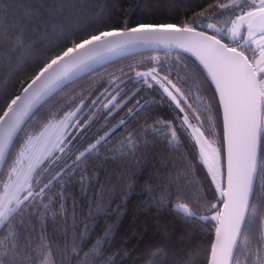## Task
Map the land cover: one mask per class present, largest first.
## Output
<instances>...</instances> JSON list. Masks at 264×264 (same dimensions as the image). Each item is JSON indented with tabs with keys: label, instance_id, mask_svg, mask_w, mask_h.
Wrapping results in <instances>:
<instances>
[{
	"label": "snow or ice",
	"instance_id": "1",
	"mask_svg": "<svg viewBox=\"0 0 264 264\" xmlns=\"http://www.w3.org/2000/svg\"><path fill=\"white\" fill-rule=\"evenodd\" d=\"M84 7L72 0L58 3L38 0L24 18L16 21L11 42L0 43V74L6 65L10 66L9 75L0 78V190L3 193L0 194V227L7 233L0 241V264H56L52 248L43 235L39 249L32 247L28 239L32 227H26L25 220L34 211L37 218L46 217L49 204L59 203L63 209L65 178L86 173L99 157L100 146L115 131V128L110 129L77 153L90 127H94V116L81 119L87 97L81 94L78 103L77 97H72L64 104L54 97L82 76L125 58L134 49L161 47L186 49L203 66L202 71L214 85V94H218V106H222L226 158L222 149L214 146L217 142L209 140L201 131L204 128L215 133L210 106L199 93L179 87L178 84L187 82L186 78L179 73L173 77V69H165L158 59L149 67L142 61L128 65L127 73L133 74L130 81L121 79L127 74L124 69L119 75H113L110 83L115 87L103 104L107 109L105 115H112L142 89L161 92L174 105L179 126L186 132L190 130L194 144L199 147V159L207 166L210 182L219 193L218 203L223 205L221 212L217 204H211L207 209L214 213L211 216L198 215L188 204L175 205L186 218L216 222L208 264H240V254L251 257L252 264H264V218L260 246L255 250H242L245 233L257 213L254 200L258 180L264 189L261 175L264 155L258 161L260 140L264 135V0L208 2L207 7L185 18L182 27L178 23L98 27L94 18L86 24L73 25L71 21ZM15 8V0L5 3L0 7V17H7ZM12 19L16 20L14 14ZM37 30L43 35L29 39V33ZM209 30L213 34L210 35ZM26 66L31 68V73L19 82V92H9L8 84ZM127 82L139 87L135 92L125 91L123 85ZM190 97L196 100V107L189 102ZM90 103L95 105L96 101ZM150 103L137 101L115 127L124 126ZM205 120L209 121L207 125ZM165 129L170 136L168 143H178L179 137L170 121H164L163 128L150 131L154 134ZM138 139L129 133L119 154L124 148L135 147ZM128 163L135 165L137 161L133 157ZM57 168L60 170L56 171ZM85 179L83 175L79 177L82 186ZM131 191L134 189L130 188ZM200 199L203 197L194 202ZM39 209L45 211L42 213ZM97 211L106 214L102 208ZM18 216L21 219L16 223ZM110 231L105 232L103 241L97 240L84 253L82 264H88V257L96 255L107 242ZM80 251L82 249L73 245L74 259H79ZM152 255L159 258L155 253ZM61 264H64L62 254ZM109 264L120 262L109 260Z\"/></svg>",
	"mask_w": 264,
	"mask_h": 264
},
{
	"label": "trees",
	"instance_id": "2",
	"mask_svg": "<svg viewBox=\"0 0 264 264\" xmlns=\"http://www.w3.org/2000/svg\"><path fill=\"white\" fill-rule=\"evenodd\" d=\"M38 0H15L16 8L7 17H0V43L11 42L17 28V22L24 18ZM52 3L59 0H40ZM73 3L84 5L79 15L71 23L86 24L93 18L96 25L105 24L118 27H135L141 23H178L183 25L193 11H200L207 7L208 2L215 0H72ZM226 3L227 0H219ZM13 0H0V7ZM15 15L16 20L12 19ZM204 30V29H201ZM210 33L211 30H209ZM43 35L37 30L29 33V39H36ZM227 42V41H226ZM158 59L165 69H173V77L177 73L186 78L187 82L178 84L182 89H190L192 93H199L204 103L210 106L216 135L203 128L207 137L216 141L217 147L222 149L225 156L223 135V119L221 107L218 106V96L214 94V86L202 66L190 55L178 51L140 52L131 54L123 59L98 68L76 80L75 83L61 91L54 100L64 104L72 97H87L86 107L91 105L84 117L94 116V127H90L87 138L76 150H83L87 143H91L98 136H103L110 129L115 131L99 148V157L92 162L86 173H77L66 177L62 188L65 193L63 209L59 203L49 204L46 217L37 218L35 211L25 220V226H31L32 232L28 239L34 249H39L40 237L51 246L56 264H61V254L64 264H82L84 253L88 252L97 240L103 241L104 234L111 229L106 243L95 256L88 257V264H109V260L120 264H208L209 245L214 240L215 221H199L186 218L175 208V204H188L198 215H213L207 209L211 204L218 203L219 193L210 182L207 166L199 159V151L189 131L179 126L176 119L177 112L174 105L164 98L158 90H141L135 97L117 109L112 115H105L107 109L103 104L107 102L109 93L115 85L110 81L113 75H119L124 69L127 73L128 65H136L141 61L146 67L152 66ZM142 70V69H138ZM10 66L0 74V78L7 77ZM31 73L30 67L17 73L8 84L9 92H19V82ZM132 73L121 76L130 81ZM119 83V81H117ZM139 85L127 82L123 89L135 92ZM131 96V92H129ZM150 101V105L139 112L134 119L129 118L124 126L116 128L118 121L124 118L129 108H133L137 101ZM190 103L196 107V100L190 97ZM57 104V107L60 106ZM199 110V109H198ZM83 111V112H84ZM83 117V118H84ZM82 118V119H83ZM203 119V117H202ZM170 121L176 129L179 142L168 143L170 139L165 129L163 132L151 133L152 128H163V122ZM209 121L205 120V125ZM75 131V130H73ZM132 134L139 138L133 148H124L120 153L121 144ZM75 143V141H74ZM264 155V135L260 157ZM135 158V165L129 164ZM71 165V160H67ZM63 167V165H61ZM60 169L57 168L56 171ZM71 170L70 167L68 169ZM83 175L85 183H79ZM264 176V172H261ZM175 185V186H172ZM59 188V185H56ZM130 188L134 191L130 192ZM257 213L252 225L245 233L243 249L255 250L260 246L262 218H264V189L260 181L255 186ZM187 193V195H184ZM198 197H203L195 203ZM102 208L106 214H98ZM117 208L119 210L117 211ZM38 211L44 212V209ZM21 217H17L16 223ZM6 230L0 227V241L4 239ZM83 237V238H81ZM75 245L79 252V259H74L71 248ZM67 248V251L65 249ZM28 251V249H24ZM157 254L159 258L152 254ZM240 264H252V258L238 256Z\"/></svg>",
	"mask_w": 264,
	"mask_h": 264
},
{
	"label": "water",
	"instance_id": "3",
	"mask_svg": "<svg viewBox=\"0 0 264 264\" xmlns=\"http://www.w3.org/2000/svg\"><path fill=\"white\" fill-rule=\"evenodd\" d=\"M182 27V26H181ZM201 30V29H200ZM203 31V30H201ZM209 34H213V33H210ZM149 51H152V52H159V51H178V52H184L188 55H190L191 57H193L198 63H199V60L193 55V53L191 52H188L186 49H179V48H172V49H165V48H158V49H151V48H143V49H134L132 50L130 53L127 54L128 55H131V54H136V53H140V52H149ZM200 64V63H199ZM202 66V65H201ZM203 67V66H202ZM210 79V78H209ZM214 86V85H213ZM218 96V94H217ZM219 99V97H218ZM92 105V104H91ZM90 106H88V108L81 114V119L85 116V114L87 113V111L90 109ZM221 107V112H222V106ZM222 119H223V116H222ZM74 129H71L70 131H73ZM263 136V135H262ZM262 136H261V140H260V148L258 149V161L260 159V153H261V146H262ZM224 145H225V158H226V140L224 138ZM256 186V185H255ZM220 211L223 212L224 209H223V205H221V208H220ZM217 227V226H216ZM215 239V237H214Z\"/></svg>",
	"mask_w": 264,
	"mask_h": 264
},
{
	"label": "rangeland",
	"instance_id": "4",
	"mask_svg": "<svg viewBox=\"0 0 264 264\" xmlns=\"http://www.w3.org/2000/svg\"><path fill=\"white\" fill-rule=\"evenodd\" d=\"M214 22V21H213ZM193 123H195V121H193ZM199 127V126H198ZM71 130V129H70ZM201 131H204L203 130V128L201 129ZM189 132H190V130H189ZM191 133V132H190ZM204 134H205V132H204ZM205 136L207 137V135L205 134ZM193 137V136H192ZM209 140H211L209 137H207ZM197 146V148H198V151H199V147H198V145H196ZM215 147H217V145L215 144L214 145ZM0 194H3L2 193V190H0ZM177 204H185V203H183V202H178ZM177 204H175V205H177Z\"/></svg>",
	"mask_w": 264,
	"mask_h": 264
}]
</instances>
